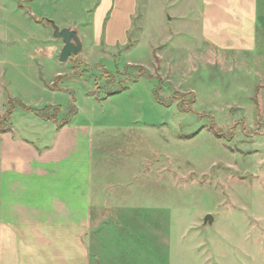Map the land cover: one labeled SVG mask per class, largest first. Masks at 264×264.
I'll use <instances>...</instances> for the list:
<instances>
[{"label": "rangeland", "instance_id": "rangeland-1", "mask_svg": "<svg viewBox=\"0 0 264 264\" xmlns=\"http://www.w3.org/2000/svg\"><path fill=\"white\" fill-rule=\"evenodd\" d=\"M136 1L123 44L111 29L125 0L100 8L101 0H0V116L15 100L61 106L59 119H68L76 99L77 122L105 127L119 146L101 171L117 189L93 215L102 220L89 239L94 264L98 256L104 264H264V60L196 58L201 0ZM259 7L264 37V0ZM51 21L78 30L85 53L61 63ZM59 72L68 79L53 93ZM105 87L122 92L104 104L91 99ZM13 125L31 138L27 129H45L20 108Z\"/></svg>", "mask_w": 264, "mask_h": 264}, {"label": "crops", "instance_id": "crops-1", "mask_svg": "<svg viewBox=\"0 0 264 264\" xmlns=\"http://www.w3.org/2000/svg\"><path fill=\"white\" fill-rule=\"evenodd\" d=\"M110 1L101 0L99 8ZM125 1L127 12L121 14L118 29L110 21L107 31L112 26L115 29L111 31L121 33L122 43L128 44L125 37L135 25L137 1ZM259 11V0H201L197 18L200 45L193 49L194 56L202 51L211 63L216 62L212 60L217 52L233 63L240 60L249 64L254 56L258 61L264 60V52H258L264 40ZM180 18L186 17L169 20ZM188 32L193 34L192 29ZM173 40L168 36L167 44ZM115 43L107 41L109 45ZM94 45H101L99 37ZM85 51L83 47L82 53ZM58 77L62 78L60 82L68 79L61 72L56 74ZM62 89L69 92L67 87ZM90 96L101 104L108 101H99L97 94ZM71 103L78 112L66 125L40 119L45 128L42 134L33 128L26 131L33 138L19 134L15 125L11 133L0 135V264L95 263L89 239L92 240L95 226L102 224V220L94 222L93 215L96 210L105 209L106 203L112 201L108 192L117 189L113 182L103 181L101 171L108 160L117 161L119 146L109 138L105 127L99 128L90 121L77 122L81 109L76 99ZM107 151L110 158H106ZM96 259L98 264H104L103 257Z\"/></svg>", "mask_w": 264, "mask_h": 264}, {"label": "trees", "instance_id": "trees-1", "mask_svg": "<svg viewBox=\"0 0 264 264\" xmlns=\"http://www.w3.org/2000/svg\"><path fill=\"white\" fill-rule=\"evenodd\" d=\"M99 68H100V71L102 70L103 74L107 78H112L110 76V74L104 68H102V69H101V67H99ZM61 80H62L61 77L56 78V80L54 81V84L51 86V89L53 91H56L58 89L60 90V88L57 87V83L58 82L60 83ZM121 92H122V89L109 90L106 87L105 88H101L99 90V93L97 94V99L99 101H104L106 98L114 96V95H116L118 93H121ZM17 108H20L24 112L32 114V115L38 117L42 121L55 123V124H58L60 126L68 124L71 121V119L78 112L77 108L75 107V105L70 104V106L68 107L69 118L66 119L63 122H60L59 115L62 112V108L61 107H58V106H47V107H45L43 109H33V108L26 107L25 104H23V103H19V102L15 101V100H9L6 113L3 116H0V135L1 134H5V133H11L13 131V129H12V127H13V116H14L15 112L17 111Z\"/></svg>", "mask_w": 264, "mask_h": 264}, {"label": "water", "instance_id": "water-1", "mask_svg": "<svg viewBox=\"0 0 264 264\" xmlns=\"http://www.w3.org/2000/svg\"><path fill=\"white\" fill-rule=\"evenodd\" d=\"M54 30V36L57 39L63 41V48L60 53V62L67 63L72 56L79 55L83 51V44L76 30L72 29H61L54 22H50ZM214 222V217L212 215H207L204 219L205 225H212Z\"/></svg>", "mask_w": 264, "mask_h": 264}]
</instances>
